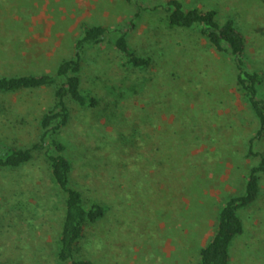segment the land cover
Instances as JSON below:
<instances>
[{
	"label": "rangeland",
	"instance_id": "1",
	"mask_svg": "<svg viewBox=\"0 0 264 264\" xmlns=\"http://www.w3.org/2000/svg\"><path fill=\"white\" fill-rule=\"evenodd\" d=\"M134 1L152 9L163 0ZM184 2L234 20L246 39L247 64L263 77L264 98V0ZM134 12L123 0H0V76L53 73L71 57L82 23L127 31ZM160 18L141 11L127 37L132 49L151 58L145 69L121 67L108 40L89 49L82 83L99 108L70 105V123L57 136L85 203L109 205L99 222L84 227L78 246L95 264H195L222 200L257 163L244 155L257 121L236 89L231 59L195 32L166 29ZM135 79H143L138 88ZM50 103L49 88L0 93V145L37 142L36 117ZM140 109L149 123L136 129L140 143L127 145L124 131ZM253 148L264 152V138ZM60 197L44 150L30 163L0 170V264H61ZM240 214L244 231L233 241L230 264H264V179L259 200Z\"/></svg>",
	"mask_w": 264,
	"mask_h": 264
},
{
	"label": "trees",
	"instance_id": "2",
	"mask_svg": "<svg viewBox=\"0 0 264 264\" xmlns=\"http://www.w3.org/2000/svg\"><path fill=\"white\" fill-rule=\"evenodd\" d=\"M123 1L135 6L127 31L121 28L111 30L100 24L82 23L78 36L72 42L71 57L60 60L53 73L0 76V93H16L41 88H49L51 92L50 105L36 117L40 130L39 140L25 147L0 145L2 148L0 170H14L30 163L35 152L44 150L51 183L61 196L58 199L62 214L61 221L59 220L56 260L61 264H95L88 257L79 255L78 246L84 227L99 222L109 212V205L93 198L87 199L85 203L82 190L71 183L72 163L65 155L64 143L57 136L70 123V105L89 112H95L99 108L100 102L93 89L84 88L82 83V71L89 49L98 48L109 41L119 54L120 65L124 69L142 70L150 66L151 58L140 55L132 49L127 37L135 28V21L138 20L141 11H156L162 14L160 20L166 29L195 32L205 41L208 48L231 59L236 89L257 121L255 132L247 138V150L244 154L250 162L252 159H257V163L247 167L241 188L222 200L215 217L213 233L197 250L195 262V264H230V249L233 241L244 231L240 213L251 208L259 200L262 179H264V152L253 148L255 142L264 138V98L260 95L263 77L260 72L250 69L247 64L246 39L236 27L234 20L220 19L217 9H206L205 6L190 8L186 6L184 0H163L152 9L141 7L134 0ZM141 81L143 79H135L133 86L138 88L137 83L140 85ZM136 119L137 121L133 119L134 123L130 125V130L124 131L127 136L124 135L123 139L127 145L128 142L135 141L137 146L140 140L134 138L136 129L140 124L149 123L148 115L142 110L141 115ZM100 146L101 144L96 147Z\"/></svg>",
	"mask_w": 264,
	"mask_h": 264
}]
</instances>
